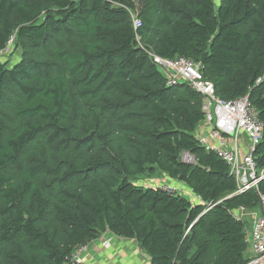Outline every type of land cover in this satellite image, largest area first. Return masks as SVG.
I'll return each instance as SVG.
<instances>
[{
  "label": "trees",
  "instance_id": "trees-1",
  "mask_svg": "<svg viewBox=\"0 0 264 264\" xmlns=\"http://www.w3.org/2000/svg\"><path fill=\"white\" fill-rule=\"evenodd\" d=\"M11 37L21 59L0 65V264H67L107 232L151 264L247 262L232 213L258 209L264 181L232 196L229 166L200 145L203 97L170 86L150 54L192 60L221 100L249 97L261 172L264 0H0V50ZM157 177L203 204L142 184Z\"/></svg>",
  "mask_w": 264,
  "mask_h": 264
},
{
  "label": "built area",
  "instance_id": "built-area-1",
  "mask_svg": "<svg viewBox=\"0 0 264 264\" xmlns=\"http://www.w3.org/2000/svg\"><path fill=\"white\" fill-rule=\"evenodd\" d=\"M132 23L134 29L138 30L142 20L133 16ZM14 41L15 37H11L6 48L0 51V58L12 52ZM150 55L168 76L170 86L184 81L203 97L205 120L201 125L203 134H198L200 145L209 152H215L229 166L237 183L236 195L258 190L259 184L264 181V170L258 172L254 153L263 139V123L252 109L249 97L235 101L221 100L216 96L214 86L204 80L199 66L192 60L184 57L165 59L154 53ZM184 159L192 161L188 154L184 155ZM158 188L170 195L178 192L166 184ZM259 197L263 207L262 214L256 215L244 207L232 213L238 221H244L247 216L256 217L251 233L246 231V242L251 247V255L245 264H264V195L259 194ZM213 207L212 204L208 205L207 211ZM88 248L89 245H85L75 250L68 257L67 264H83V256L89 251Z\"/></svg>",
  "mask_w": 264,
  "mask_h": 264
},
{
  "label": "crops",
  "instance_id": "crops-1",
  "mask_svg": "<svg viewBox=\"0 0 264 264\" xmlns=\"http://www.w3.org/2000/svg\"><path fill=\"white\" fill-rule=\"evenodd\" d=\"M198 134H203L201 126L198 129ZM159 181L165 182L162 183L163 185L166 184L176 187V189L180 191H178L179 193L177 192L176 195L183 196L192 204H203L201 198L195 195L194 192L184 183L172 181L168 177H163V179L161 178ZM158 185H156V187H158ZM232 196H236V192H234ZM253 212L256 215L263 213V207L261 203L260 207ZM255 218V216H247L246 219L242 221L246 223L244 227L245 238L246 231L251 233ZM248 224L251 226V228H249ZM248 246V257H250L251 247L249 244ZM83 264H151V259L144 251H142L136 240L120 238L110 232H107L102 235L101 238L90 244V250L85 255Z\"/></svg>",
  "mask_w": 264,
  "mask_h": 264
},
{
  "label": "rangeland",
  "instance_id": "rangeland-1",
  "mask_svg": "<svg viewBox=\"0 0 264 264\" xmlns=\"http://www.w3.org/2000/svg\"><path fill=\"white\" fill-rule=\"evenodd\" d=\"M20 59H21V55H20V51H15V53H14V55L12 56V57H10L9 59H8V63H7V65L8 66H11V65H14V64H16L18 61H20ZM187 163H193V162H190V159L188 160H185ZM163 179V177H157V178H150V180H144V181H142L143 183L142 184H145V185H147V186H156V185H158V186H161V185H163L162 183H165V182H160L159 180L160 179ZM172 187V186H171ZM172 188H174L175 190H177V191H179L178 189H176V187H172ZM180 192V191H179ZM248 226H249V228H251V226L248 224ZM89 250H90V247L88 248ZM89 252V251H88ZM88 252H86V254L88 253ZM85 254V255H86ZM85 255L83 256V261H84V257H85Z\"/></svg>",
  "mask_w": 264,
  "mask_h": 264
},
{
  "label": "clouds",
  "instance_id": "clouds-1",
  "mask_svg": "<svg viewBox=\"0 0 264 264\" xmlns=\"http://www.w3.org/2000/svg\"><path fill=\"white\" fill-rule=\"evenodd\" d=\"M5 49V48H4ZM4 49H1L0 51H2V50H4ZM14 50V49H13ZM13 50H12V52L10 53V54H8V55H5V56H3L2 58H0V65L2 64V63H6V62H8V59L10 58V57H12V53H13ZM12 66V65H11ZM191 162H194V161H191ZM153 187V186H152ZM154 187H156V186H154ZM156 188H158V187H156ZM89 245V247H90V244H88Z\"/></svg>",
  "mask_w": 264,
  "mask_h": 264
},
{
  "label": "water",
  "instance_id": "water-1",
  "mask_svg": "<svg viewBox=\"0 0 264 264\" xmlns=\"http://www.w3.org/2000/svg\"><path fill=\"white\" fill-rule=\"evenodd\" d=\"M192 161H194V157H192Z\"/></svg>",
  "mask_w": 264,
  "mask_h": 264
},
{
  "label": "bare ground",
  "instance_id": "bare-ground-1",
  "mask_svg": "<svg viewBox=\"0 0 264 264\" xmlns=\"http://www.w3.org/2000/svg\"><path fill=\"white\" fill-rule=\"evenodd\" d=\"M189 160V159H188Z\"/></svg>",
  "mask_w": 264,
  "mask_h": 264
}]
</instances>
